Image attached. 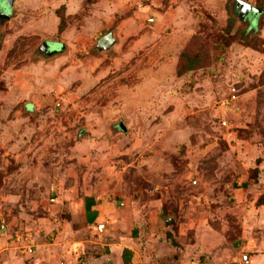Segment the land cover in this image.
Segmentation results:
<instances>
[{"label": "rangeland", "instance_id": "1", "mask_svg": "<svg viewBox=\"0 0 264 264\" xmlns=\"http://www.w3.org/2000/svg\"><path fill=\"white\" fill-rule=\"evenodd\" d=\"M90 1L13 0L9 7L0 0V220L7 222L0 230V264H30L39 244L57 241L61 229H47L56 214L53 188L73 186L76 172L88 167L79 164L74 148L92 140L116 150L112 163L139 188L137 201L161 198V189L153 188L158 182L204 176L211 186L202 188H212L215 198L205 207L208 224L231 242L242 234V223L250 231L244 238L259 234L258 200L247 204L252 211L245 217L239 215L244 206L233 210L235 200L218 189L243 178L253 189L244 197L252 200L261 189L253 185L264 182V0H245L263 10L250 16L235 0H172L171 10L153 5L170 14L161 19L154 11L153 24L146 21L131 38L120 34L108 53L97 52L98 39L117 32L138 5L133 1L111 15L112 26L94 33ZM55 43L65 49L48 54L45 48L56 49ZM193 46L208 54L209 63L178 77L181 54ZM85 70L87 79L73 82ZM233 88L237 98L224 104ZM27 102L35 104L33 112L26 111ZM128 146H136L133 155ZM165 211L172 214V207ZM174 214L179 219V211ZM17 234L32 253L15 241Z\"/></svg>", "mask_w": 264, "mask_h": 264}, {"label": "crops", "instance_id": "2", "mask_svg": "<svg viewBox=\"0 0 264 264\" xmlns=\"http://www.w3.org/2000/svg\"><path fill=\"white\" fill-rule=\"evenodd\" d=\"M133 1L137 3L138 10L119 23L117 43L118 38L121 39L120 34L131 38L144 31L146 21L153 24L156 21L153 18L154 11L162 15L161 19L170 14H161L153 5H167L172 9V0L164 1V4L162 0H152L150 3L147 2L149 0H91L90 4L96 6V16L92 22L94 33L112 26L115 21L111 20V15L123 13ZM65 2L84 4L85 0ZM67 3L65 7L71 8V4ZM143 37L139 39L143 40ZM55 44H58L55 45L56 49L46 48L48 54H56L65 49L64 44ZM87 72L85 70L82 76L80 73L79 77L72 79L73 82L87 79ZM128 72L126 71L127 75ZM94 77L92 76L96 79ZM122 99L125 101L126 98ZM142 101L148 103L150 100ZM130 103L136 101L132 100ZM34 108L35 104L32 102L25 105L27 112H33ZM98 120L103 121L102 118ZM92 131L95 132V128ZM126 149L129 155L137 150L136 146H128ZM115 151L113 147H102L93 140L87 146L80 144L74 148L79 164L88 167H83L82 173L76 172L78 176L74 177L72 187L64 189L54 186L52 195L56 197V214L54 219H48L47 229L61 230L57 229V241L38 245L35 259L30 264H264L261 258L264 256V205L253 209L262 215V220L257 223L259 228H256L259 234L251 233L248 239L244 238L250 231L242 223L239 239L234 242L226 241L225 236L208 224L205 207L215 198L209 192L212 188H202L203 185L211 186L206 183L208 181L204 176L195 181L184 175L172 177L166 183L158 182L153 188L155 191L161 189V198L150 199L148 202L137 201L139 188L136 184L127 182L123 177V170H117L112 163ZM131 166L132 164L127 165L126 170H131ZM211 184L214 183L211 181ZM253 186L261 189L252 196V200L251 197L247 200L249 195L244 197L253 189L252 184L248 185L243 178L219 184L218 193L223 198L230 194L235 200L234 206H231L233 210L244 206L247 214L239 212V215L246 217L252 211V208H247V204H255L264 194L262 178ZM194 188L197 191L194 192ZM170 189L172 196L166 194ZM61 199L68 201L66 206L63 204L65 202H60ZM165 205L172 207V214H166ZM60 207L62 217L57 216V208ZM176 210L179 211V219L174 214ZM180 218L184 221L177 225ZM170 232L177 242L170 239Z\"/></svg>", "mask_w": 264, "mask_h": 264}, {"label": "water", "instance_id": "3", "mask_svg": "<svg viewBox=\"0 0 264 264\" xmlns=\"http://www.w3.org/2000/svg\"><path fill=\"white\" fill-rule=\"evenodd\" d=\"M235 2L237 8L241 13H243L244 16L259 15L262 12L260 9L254 7L252 4H250L245 0H235ZM7 3L9 7H12L13 0H8ZM116 46H117L116 32L112 31L98 40L96 44V50L100 53L111 52ZM119 128L123 131L127 130L126 126L123 123L119 125Z\"/></svg>", "mask_w": 264, "mask_h": 264}, {"label": "trees", "instance_id": "4", "mask_svg": "<svg viewBox=\"0 0 264 264\" xmlns=\"http://www.w3.org/2000/svg\"><path fill=\"white\" fill-rule=\"evenodd\" d=\"M263 11V10H262ZM255 22V20H254ZM64 27V22L62 21L60 25V29ZM191 50H186L182 52L181 54V63L177 67V75L178 77H181L191 71H194L196 69L202 68L206 66L209 62V56L208 54H205L202 50H200L198 53H195V48L189 47ZM257 205H264V198L261 197L257 201Z\"/></svg>", "mask_w": 264, "mask_h": 264}, {"label": "built area", "instance_id": "5", "mask_svg": "<svg viewBox=\"0 0 264 264\" xmlns=\"http://www.w3.org/2000/svg\"><path fill=\"white\" fill-rule=\"evenodd\" d=\"M231 91H232L231 92L232 98L229 101L226 100L224 102V104L225 103H230V102L234 101L237 98V95L235 94L236 93V89L233 88ZM221 125H222L223 129H227V128H229V121L228 120H223L221 122ZM6 228H7V222L5 220H0V230H6ZM15 241L17 243H19V244L25 243V245L23 246V247H25L24 249H26L25 252H27V253H32L33 252V249L29 246L30 244L26 243L25 239L23 237H21L20 235L17 234L15 236ZM245 264H248V263H245Z\"/></svg>", "mask_w": 264, "mask_h": 264}]
</instances>
